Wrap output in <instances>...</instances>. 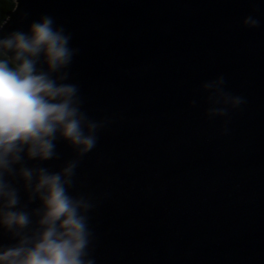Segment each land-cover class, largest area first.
Masks as SVG:
<instances>
[{
  "label": "water",
  "instance_id": "95a60500",
  "mask_svg": "<svg viewBox=\"0 0 264 264\" xmlns=\"http://www.w3.org/2000/svg\"><path fill=\"white\" fill-rule=\"evenodd\" d=\"M15 1L0 33L54 17L80 50L66 82L105 124L71 190L96 204L95 264H264V0ZM221 75L246 103L210 119L202 85ZM56 151L39 166L76 158Z\"/></svg>",
  "mask_w": 264,
  "mask_h": 264
},
{
  "label": "clouds",
  "instance_id": "9594fccd",
  "mask_svg": "<svg viewBox=\"0 0 264 264\" xmlns=\"http://www.w3.org/2000/svg\"><path fill=\"white\" fill-rule=\"evenodd\" d=\"M259 23L251 15L243 20L247 28ZM71 41L72 34L47 14L32 21L27 32L0 33V228L16 241L0 244V264H95L88 214L96 204L71 190L80 159L96 147L105 124L83 110L79 85L66 82L80 51ZM225 84L221 75L202 85L210 93V119L227 117L246 103L226 92ZM60 140L76 158L55 172L39 166L60 159ZM29 161L39 163L28 166ZM21 181L24 202L17 187Z\"/></svg>",
  "mask_w": 264,
  "mask_h": 264
},
{
  "label": "trees",
  "instance_id": "16d2710c",
  "mask_svg": "<svg viewBox=\"0 0 264 264\" xmlns=\"http://www.w3.org/2000/svg\"><path fill=\"white\" fill-rule=\"evenodd\" d=\"M17 6L15 0H0V28L6 22L8 15L13 11Z\"/></svg>",
  "mask_w": 264,
  "mask_h": 264
}]
</instances>
